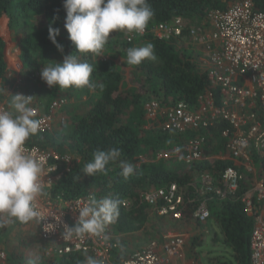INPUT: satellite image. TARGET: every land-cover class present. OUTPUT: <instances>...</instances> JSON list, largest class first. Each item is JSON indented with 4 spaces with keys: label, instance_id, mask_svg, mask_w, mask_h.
Wrapping results in <instances>:
<instances>
[{
    "label": "trees",
    "instance_id": "1",
    "mask_svg": "<svg viewBox=\"0 0 264 264\" xmlns=\"http://www.w3.org/2000/svg\"><path fill=\"white\" fill-rule=\"evenodd\" d=\"M254 1L256 10L263 11L264 0ZM148 3L154 11V16L148 23L147 30L161 23H170L175 17L182 18L184 23L188 24L190 19L203 17L208 11L223 5L217 0H148ZM65 17L63 0H0V23L6 24L10 30H17L19 26L30 30V33L21 39L20 58L23 63L21 75L27 93L25 96L33 97L31 107L38 106L48 113L55 99L68 98L70 93L76 98L83 95L96 98L90 111L83 116L77 115L76 118L72 116L76 105L68 109L71 103L66 99L67 104L61 109L64 111V128L60 131L37 133L28 140L29 145L63 154L69 153L79 161L64 169L61 180L50 192L51 196L73 199L94 194L97 199L111 197L118 200L119 216L107 227L118 235H127L147 228L156 218L163 221L170 219L181 225H202L204 222L194 218L201 201L195 194L194 180L199 176L200 169L210 168L209 174L220 182L222 172L233 163L214 160L210 165L203 164L198 167L197 175L194 174L195 167L179 168L177 164L166 166L164 161L173 160L177 163L180 159L171 155L173 147L176 144L184 145L199 133L164 132L161 127L162 120L149 121L144 110L145 104L151 98L158 99L164 107H172L179 102L196 107L202 95L212 94L215 103H220L221 89L212 85L208 71H202L195 51L187 45L190 39L188 27L182 39L178 41L159 40L150 33L138 35L121 32L119 40L109 39L102 56H94L91 53L77 54L82 62L93 66L91 80L104 84V90L101 92L99 88L60 89L58 86H44L47 97L45 102L38 103L35 97L40 85L36 82L43 81L40 77L37 80L35 75L41 73L44 65L52 62L62 63L64 55L76 51L64 27ZM50 26L60 30L56 39L63 46V53L49 39ZM1 33L0 30V106L5 105L8 108L10 95L23 93L20 87L13 91L9 81V75L16 76V71L7 59V43ZM131 35H134V39L129 41ZM147 43L154 45L158 63L145 60L139 66H129L126 63L127 49ZM156 87L161 95L158 93L153 96ZM225 128V123L213 128L209 133L212 138L209 142L220 140V145L223 146L220 131ZM113 147L119 148L122 155L116 162L107 166L106 174L98 173L91 177L83 173L84 165L92 159L96 150H108ZM209 154L214 153L209 150ZM159 155H163L165 159H158ZM252 157L256 165L262 168L261 173H264V156L252 151ZM121 161L135 166V173L127 180L121 175ZM172 183L186 189L181 221L159 216L145 199L146 193L157 191ZM249 190L250 186L244 181L239 190L225 200L209 196L211 199L209 198L207 205L211 219L220 225L225 235L224 246L228 248L223 254L224 260L217 258L220 264H251L250 239L254 221L248 216L246 204L243 202ZM124 202H128L129 206L125 207ZM260 205L264 207V201ZM32 223L33 221L26 224L17 222L0 229V250L8 254V264H27L29 259L35 257L40 258L39 264H83L86 255L94 256L92 253H78L70 257L48 254L47 249L53 244L43 240L38 224ZM28 226L31 228L25 239H12L13 236L18 237L22 227ZM110 237L117 244L112 252V260L117 264L126 258L127 243L121 242V239L113 235ZM200 240L198 236L192 238L191 247L200 245Z\"/></svg>",
    "mask_w": 264,
    "mask_h": 264
},
{
    "label": "built area",
    "instance_id": "2",
    "mask_svg": "<svg viewBox=\"0 0 264 264\" xmlns=\"http://www.w3.org/2000/svg\"><path fill=\"white\" fill-rule=\"evenodd\" d=\"M217 1L222 2L225 8L209 13L213 33L208 36L203 35L201 29L188 30L192 38L191 44L202 46L208 59L209 79L222 92L220 103H215L212 94H205L199 98L196 107L179 102L164 108L158 100H149L144 110L149 119L162 120L161 127L164 132L199 133L184 145L176 144L173 147V155L191 167L198 166L206 159L205 133L212 131L218 124H226L227 127L220 135L226 141L228 161L233 165L222 172L220 182L209 174L203 179L206 195L225 200L235 194L246 180V174L236 166L238 162L241 167L244 166L252 172L254 166L251 152L255 151L264 156V10H256L254 0ZM185 29L183 19L175 17L170 23H161L138 35L150 33L159 40L178 41L182 39ZM133 39L134 35H131L128 40ZM38 76L35 75V78ZM14 77L9 75L11 83ZM66 104L67 100L64 98L55 99L48 113L33 106L36 118L43 121L38 134L53 130L55 116ZM6 109L0 107V110ZM25 147L40 161L44 169L42 180L48 195L37 199V210L41 216L38 222H33L39 225L42 239L53 244L49 246L47 253H55L60 257L92 253L103 264H115L112 252L117 244L110 237L107 227L106 239L91 235L68 241L63 239L64 226H73L78 220L77 202L83 206L89 197L64 199L53 198L50 194L62 178L63 169L71 165L74 158L54 150L29 145L28 141ZM163 158V155L158 156V159ZM145 199L159 216L170 217L175 221L183 219L184 192L176 183L146 193ZM263 201L264 179L243 198L247 213L252 214L250 216L254 221L250 239L251 264H264V207L260 205ZM207 203L201 202L194 213V218L200 222L211 218ZM123 205L129 206L128 202ZM186 243L185 234H168L162 242H153L117 264H168L172 258H182ZM0 264H8V254L3 250H0Z\"/></svg>",
    "mask_w": 264,
    "mask_h": 264
},
{
    "label": "clouds",
    "instance_id": "3",
    "mask_svg": "<svg viewBox=\"0 0 264 264\" xmlns=\"http://www.w3.org/2000/svg\"><path fill=\"white\" fill-rule=\"evenodd\" d=\"M63 8L66 12L64 27L76 51L64 55L62 63L44 65L40 73L41 79L50 88L87 87L89 90L99 88L102 92L104 84L91 80L93 66L82 62L77 54L102 56L113 32L142 34L153 18L154 11L148 0H63ZM59 35L58 28L49 27L50 41L63 53V46L56 39ZM157 59L152 43L127 49L126 63L129 66H139L145 60L155 62ZM32 100L33 97L20 93L10 95L8 108L0 110V229L17 222H38L41 213L37 210L36 201L39 197L48 195L42 180L44 169L40 161L25 147L29 138L36 135L43 124L42 119L36 118V111L31 107ZM64 155L74 158L72 164L64 169L79 162L72 154ZM121 155V150L116 147L96 150L82 171L91 177L98 173L106 174L107 166L116 162ZM120 168L125 180L135 173V166L131 163L121 161ZM88 196L83 206L77 202L79 216L75 225L64 226L62 235L65 241L86 235L106 239V227L118 218V200L111 197L97 199L94 194ZM39 259H29L27 264H39ZM83 264H103V261L86 255Z\"/></svg>",
    "mask_w": 264,
    "mask_h": 264
},
{
    "label": "rangeland",
    "instance_id": "4",
    "mask_svg": "<svg viewBox=\"0 0 264 264\" xmlns=\"http://www.w3.org/2000/svg\"><path fill=\"white\" fill-rule=\"evenodd\" d=\"M0 30L2 32L1 35H3L6 43L8 44V48L6 50L8 61L10 63L17 61L21 63V39L22 37L27 36L30 33V30L24 26H19L17 30H10V28H8V26L4 23H0ZM120 35L121 32H113L110 34L109 39L113 38L119 40ZM188 43H190V45L187 44L188 46H191L194 49L197 48V46H193L191 44V41H188ZM196 58L197 60H200L199 58L201 57L196 55ZM13 59L15 61H13ZM154 63L158 62L155 61ZM11 66L14 68L12 64ZM39 77L41 78L40 74L37 77V80L39 79ZM18 79H20V83ZM36 83L40 85V89L38 92H36V96L41 102H45V98L47 97L48 93L46 92V88L43 89V87H46L47 85L45 82ZM12 87L14 89L13 91H15L16 87H20L21 92L23 93V95H25L26 90L24 88L25 84L23 83V75H21V78L18 75L17 77H14ZM155 91L156 92H153V96L157 95L158 93L161 95L157 87ZM64 95L68 94L64 93ZM68 96V98H62L67 99L68 103H71L68 109H70L71 106L76 105V108H74V111H72V116L75 118L77 115L83 116L87 114L90 111L92 104L96 100L95 97H89L86 95H83L80 98H76L75 95L70 93V95ZM63 120L64 111L61 110L57 113L55 117L53 130H62L64 128ZM140 160L143 162L145 161L144 158H140ZM164 162L166 166L177 164L179 165V168L187 167L182 159H179L177 163L173 160ZM194 174L197 175L198 173L194 172ZM204 177V175L196 177L193 183V187L195 191L198 192L199 199L201 200L204 196L206 197L203 184ZM254 187L255 186H252L251 189H253ZM185 191L186 189L184 188V195L186 193ZM34 224L35 223L33 222L32 225ZM30 228L31 226L24 228L22 227V229H20L19 233L17 234L18 237L13 236L12 239L19 241L22 240L21 238L25 239L30 231ZM220 231V225L211 218L202 223V225L200 226H196L195 224L181 225L179 223L171 221L170 219H166V221H163L162 219L156 218L155 220L151 221V224L147 225V228L144 227L139 231L127 235H118L115 231L110 230V235L115 236L117 239H121V242L124 241L127 243V251L125 255L126 257H129L134 253L143 250L153 242H162L163 238L166 237L168 234H189L191 239L198 236L201 239V245H198L194 252L190 251L189 256H191L192 259H196L198 264H220L219 260L225 259L223 254H225L228 250V248L224 246L220 240L222 238V234L220 233ZM216 238H218L220 241H217Z\"/></svg>",
    "mask_w": 264,
    "mask_h": 264
},
{
    "label": "crops",
    "instance_id": "5",
    "mask_svg": "<svg viewBox=\"0 0 264 264\" xmlns=\"http://www.w3.org/2000/svg\"><path fill=\"white\" fill-rule=\"evenodd\" d=\"M225 8V5H222V7L220 8H214L210 11H208L203 17H197L195 19H190V21H188V24L185 23V26L188 27V29H201L202 31V34L204 35H208L210 36L212 33H213V28H212V25L210 23V19H209V13L212 11L214 12L215 10H223ZM189 35V34H188ZM191 40L192 38L190 37V35L188 36ZM190 39L188 41H190ZM7 48H8V44H7ZM193 48V47H191ZM197 49V50H196ZM193 50L195 51V55H198L200 56L201 58H199L200 60H198V63L200 65V68L202 69V71H208L209 69V65H208V59L205 57V53L203 52V48L202 46H198L197 48H193ZM15 63V64H14ZM11 64L14 66V69L16 71V74L21 78V72H22V69H23V63L21 61V63H19L18 61L17 62H11ZM16 75V77H17ZM19 83H20V79H18ZM18 83V84H19ZM36 101L39 103L40 100L39 98L36 96ZM148 102V101H147ZM0 107H5L7 108L5 105H2ZM147 119L149 121H151L148 116H147ZM227 127V126H226ZM210 133V132H209ZM209 133H205V136L207 137V140H208V143L206 144V146L204 147V152H205V156H206V159L203 160L204 162H202L201 164H199L198 166L195 167L194 169V172H197V168L198 167H201V165H210L209 163L211 161H214V160H219V161H228V158H229V155H228V152L226 151V141L223 139L224 141V145H220V140H214L212 141L211 143L209 142V139H212L211 136L209 135ZM221 133V131H220ZM217 138V137H216ZM209 145V147L207 148V146ZM209 150L213 151V155L209 154ZM171 155L173 156V150H172V153ZM251 155H252V152H251ZM173 159H175V157H173ZM253 159V157H252ZM185 165L187 167H190V165L186 164ZM238 166V169L242 172H244L246 174V180H245V183L247 185L250 186V190L248 191V193L252 190L251 187L252 186H256L257 183H259L262 179H264V173H261L262 171V168L260 169V167L258 165H256V163L253 161V166H254V169L252 172L248 171L244 166L241 167V163L238 162V164L236 165ZM211 172V169L210 168H207L206 169H200L199 170V176L200 175H207ZM210 175V174H209ZM211 176V175H210ZM195 194L198 196V192L195 191ZM206 194V193H205ZM209 196L206 195V197L204 196L203 199L199 202V204L201 202H208L209 201ZM198 199H199V196H198ZM211 199V198H210ZM248 214V213H247ZM250 215H252L251 213L248 214L249 217H251ZM253 218V217H252ZM164 219V218H163ZM164 221H166V219H164ZM175 221V220H174ZM35 223V222H34ZM37 223H35L34 225H36ZM39 227V225H38ZM37 230V228H36ZM220 233L222 234V238L220 239L222 244L224 245V241H225V235L221 229ZM186 246L185 248L183 249V256L181 259H170L169 263L168 264H198L197 263V260L196 259H192L191 256H189V253L190 251L191 252H194L196 247L195 248H192L191 246V242H192V239L191 237L188 235H186ZM217 241H220L218 238H216ZM189 244V245H188ZM201 245V244H200ZM231 249V248H230ZM232 250V249H231ZM229 250V252L231 251ZM162 251V250H161ZM251 261V260H250ZM171 262V263H170Z\"/></svg>",
    "mask_w": 264,
    "mask_h": 264
}]
</instances>
